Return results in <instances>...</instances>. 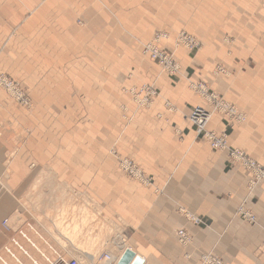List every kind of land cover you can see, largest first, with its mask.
Wrapping results in <instances>:
<instances>
[{
    "label": "crops",
    "instance_id": "obj_1",
    "mask_svg": "<svg viewBox=\"0 0 264 264\" xmlns=\"http://www.w3.org/2000/svg\"><path fill=\"white\" fill-rule=\"evenodd\" d=\"M133 1L140 12L127 11ZM157 1L170 17L160 29L174 38L183 28L202 43L195 55L174 51L186 77L193 70L194 82L202 81L248 116L245 124L228 130L229 146L264 160V90H256L259 81L250 73L233 75L229 69L231 58L209 35L221 30L220 21L214 28L213 20L208 25L200 19L190 28V13H182L190 0H0V71L20 81L34 104L23 111L0 91L5 125L0 132V264H58L64 258L91 264L92 257L106 254L108 239L99 240L91 253L78 247L82 237L72 224L83 211L117 222L129 245L125 250L143 264H199L198 257L207 252L225 264H264V184L248 198L247 173L197 136L187 115L195 106H208L188 80L177 82L151 62L128 79L109 71L112 31L157 29L143 18L144 2ZM175 1L184 2L177 18ZM225 15L238 21L248 16L239 9ZM253 31H264V23ZM218 64L230 76L215 72ZM143 83L158 92L148 110L137 108L126 93ZM164 101L174 112L165 110ZM225 121L213 115L208 129L224 131ZM108 149L134 161L151 184L123 175ZM243 201L257 218L253 226L235 217ZM180 210L208 226L188 222ZM65 229L71 238L62 234ZM178 230L192 237L189 248L177 244ZM96 232L85 238L88 245H94ZM124 251L113 255L114 264Z\"/></svg>",
    "mask_w": 264,
    "mask_h": 264
},
{
    "label": "rangeland",
    "instance_id": "obj_2",
    "mask_svg": "<svg viewBox=\"0 0 264 264\" xmlns=\"http://www.w3.org/2000/svg\"><path fill=\"white\" fill-rule=\"evenodd\" d=\"M144 3L145 4H144L143 12H144V14H147L146 17H143L144 23H146V24L156 23L157 26H159V27L157 29H154L150 33L143 32V31L130 32L128 30H127L128 32L112 31L111 48L108 52V56L110 57V60H111V63L109 65V67H110L109 71L111 73L125 74L123 77L126 76L125 78L128 79V77L130 75L138 74L139 67L143 68L144 66L148 65V63L151 62V63L155 64L162 73L168 75L170 78L176 80L177 82L180 79H182L183 77L186 80H188V87L199 98H201V100H203V98L197 92L199 86L205 87L210 93L213 92L214 95H217L218 97H220L223 101H225L229 105L235 106L234 104L223 99L222 96L217 94L215 91H213L211 89V87L207 86L202 81L198 80L197 82H194L195 80L191 79V74H193V70H191L186 77L183 70L181 69V65H179L180 63L178 62V60L175 59L176 57L174 56V51L179 49V48L186 51L188 53V55H195L198 53L199 50L201 51L202 43L198 39L197 34L191 33V32L190 33L186 32V31H184L185 29L180 28V30L175 33V36H174L175 38H171V35H170L171 33L163 31L164 29H160V28H163L161 26H164V24H165L164 20L165 19L167 20L166 25L170 24V22H169L170 17L169 18L165 17L166 13L161 8V7H163L161 4V1L144 2ZM152 3H153V5H152ZM175 3H176L175 17L177 18V14H179L183 8L182 6L180 7V4L181 3L183 4L184 2L175 1ZM186 3L187 4H185L184 11L182 13H184V12L190 13V17H189V24L191 25L190 28H192V26L197 27L200 19H207L208 25L213 20V23H211V27H214V28L216 26H219V21H220L222 27H220L219 29H221V30L216 35H215V33H211L209 35L213 38V40L218 38L217 39L218 42L220 41L219 45L223 48V51L226 54V57H228V55H229V58H231L232 62L229 64L230 65L229 69L232 70L233 75L236 73L235 71H237L238 73H241V72L250 73L252 76L257 78V80L259 81L257 83V85L254 86L256 88V90L257 89L258 90H264V46L261 43L262 38H264V31H261V33L258 31H255V32L253 31V28H256V30H258V26L262 25L264 23V11H263L264 10V0H251L249 2H247L246 0L244 2H241V1L237 2L234 0H206V1H204V0H190L189 2H186ZM138 4L139 3L138 2L136 3L135 1L127 2V6H128L127 11L128 12H140V9L135 7V5H138ZM130 5H134V6L130 7ZM187 5H188V7H187ZM237 9H239V12H243L244 15L248 14V16H244L242 18L244 21H240V20L238 21L237 18H233L231 20L232 17L226 18L225 14L234 15V13L236 12ZM242 9H243V11H242ZM120 11H123V10H120ZM151 13H154V14H152L154 16L150 17ZM214 15H215V17H214ZM126 19L128 20V22L131 23L132 21L134 22L135 18L127 16ZM138 19H140V18H138ZM185 19H187V17H185ZM222 23H224V24H222ZM77 24L81 25V23L79 21L77 22ZM118 25L119 24H117V26ZM142 26L145 27L147 25L142 24ZM136 27L138 28L139 26H136ZM143 29H145V28H143ZM135 31H136V28H135ZM187 37H188V40H185L184 38H187ZM190 38L198 44V48L189 49V48L185 47V46H188L185 42L189 43V41L191 40ZM170 40H172L171 41V43H172L171 49H170V46L168 45L169 44L168 42ZM150 46H154V47L156 46L157 49H159L162 52H165L166 54L172 56V59L179 66V74H177V77L170 76L165 70H163L158 65V62L153 61L151 53L147 49V47H150ZM100 56H102V54H100ZM104 56H106V54H104ZM99 67L101 68L102 66H99ZM221 68H224L225 72ZM213 70L217 73H220V74L224 73L226 76H230V72L226 70V67L223 64L222 65L220 64L216 68L214 67ZM98 71L102 72L103 70L102 69L99 70V68H98ZM105 71H106V69H105ZM127 75H129V76L127 77ZM189 79H191V80H189ZM143 87L152 88L156 95L154 94V98L152 99V103L150 105L138 106L136 103L137 100L135 99V95H137ZM0 91H1V93H4L11 100V102L16 107H18L19 109H21L23 111H31L33 109L34 104H33L32 98L29 94L28 89L20 81H17V80L10 78L8 75H6L5 73H3L1 71H0ZM126 93L129 95L131 102L134 103L137 108H141L144 110L150 109L152 104H153V100L158 97L157 90L153 86L148 85L146 83H143L137 87L129 88L126 90ZM204 103H206L207 106H209V107H208V109L203 107V106L202 107L210 112L212 110L211 106L206 101H204ZM199 106H201V105H199ZM163 107L168 112H174V110H175L174 106H172L168 101L163 102ZM240 111L246 117V120L243 123V124H245L248 120V116L244 111H242V110H240ZM213 115H219V116L224 117L223 115H221L220 113H217V112H213L212 116ZM212 116H211V118H212ZM187 117H188V115H187ZM122 118L124 121H128L127 117L124 118L122 116ZM1 120L2 119H0V132L5 133V130H4L5 125H4L3 120L2 121ZM225 125H226V122H225ZM10 126H12V124H10ZM111 126H112V128L115 126L114 120L111 121ZM207 130H209L208 125H207ZM224 130H226V134L228 136V130H230V129H225V126H224ZM209 131H213V130H209ZM201 140H203V139H201ZM113 144H114V141L112 142V145ZM110 148H112V147H110ZM209 148H210V146H209ZM109 149L107 151L108 154L110 155V157L113 156L117 161V164L115 165V168L117 170H119L123 175L130 178L131 180L138 182L142 185L146 186V185L151 184V181H152L151 178L147 177L146 175H144L145 178L143 177V179L141 180V178L134 177L133 174L128 175L127 173H125L124 162H121L123 160L130 161V163H132V165H134V169L132 170V172H143V174H145L144 170L140 166H138L134 161H132L131 159H129L127 157L121 156L115 150L110 151ZM219 152H221V151H219ZM257 162H259V161H257ZM262 162H259V163H262ZM248 181H249V178H248ZM260 184H264V181H255L254 184L250 188H249V184L247 183L246 190L248 193V195H247L248 198L253 194L255 188L258 187ZM64 195H65V193H64ZM64 199H66V198L64 197ZM86 199L87 198H85V197L82 198V200H84V201H86ZM244 201H246V200H244ZM244 201L239 205L237 212L235 214V217L238 218L240 221H242V222H244L250 226H253L257 223V218L251 212V210L249 208H247V206H246L247 204ZM180 211H181V214H183V216L185 213V214H188V216H193V218H196L191 213H187L184 210H180ZM245 213L254 217L253 223H250L249 220L245 219V218H247L244 215ZM82 216L83 215H79L78 219H75L74 222H76L77 220H80ZM91 218L93 219V221H91V222L89 221L91 223L89 228H87V225H88V223H87V225H85V228L83 229V231H82V229L80 230L81 234H79V235H80V237H82V239L79 240L78 243H80V244H78V247L85 242V238H88L87 236H92L91 232L93 230L100 232L101 229H104V231H103L104 233H102V235L101 234L98 235V232H96V236L94 237L96 242H95L94 246H96L98 244L99 239L101 240L102 238L103 239L107 238L108 240L106 242V245L109 247L107 250H105L106 253L111 254L112 257H113V255L114 256L120 255L121 250H119V248H118L116 236H122L123 237V233L121 232V230H120L121 228H120V226H118L117 222H115L112 219L107 218L106 220L110 221L111 224L107 223L106 220H101L98 217V215H96V214L93 215ZM73 219H74V217H73ZM200 220L202 221V224H200L198 226H201L204 228L208 226L207 222L204 219L200 218ZM187 221L192 223L189 220H187ZM192 224H194V223H192ZM88 229H89V231H88ZM180 232H183L187 236H189V234L186 233V231H184V230H178L176 233L177 244L181 248L187 249L191 245L190 242L192 241L191 240L192 237L189 236L188 244H183V243L179 242ZM62 233L63 234H65V233L70 234L69 231H67V229L63 230ZM99 236H102V237H99ZM128 246L129 245L127 244L126 248ZM79 248L82 249V246H80ZM82 250L85 251L84 249H82ZM114 250L116 251L115 254H114ZM91 252H92V250H91ZM204 254H201L198 257V263L199 264H209L207 261L204 262V257H206V256L216 258V259L220 260L222 264H225L218 256H216L212 252H207ZM185 257L189 258V255L186 254ZM96 258L97 257H95V259ZM70 259L76 260L78 264H87L89 262V261L87 262L84 258H70ZM64 261L66 262V261H68V259L66 260L64 258ZM88 264H90V263H88ZM95 264H97V263H95ZM149 264H151V263L149 262Z\"/></svg>",
    "mask_w": 264,
    "mask_h": 264
},
{
    "label": "bare ground",
    "instance_id": "obj_3",
    "mask_svg": "<svg viewBox=\"0 0 264 264\" xmlns=\"http://www.w3.org/2000/svg\"><path fill=\"white\" fill-rule=\"evenodd\" d=\"M175 38V37H174ZM185 40H188V37L187 38H184ZM191 39V38H190ZM182 42V41H181ZM185 42V41H184ZM188 46H185V47H187V48H189V49H195V48H198V44L196 43V42H194L192 39L189 41V43L188 42H185ZM183 44V43H182ZM148 45V44H147ZM172 46V45H171ZM144 47V46H143ZM147 49L150 51V53H151V56H152V58L154 57H160L161 58V60H162V63L160 64H158L163 70H165L170 76L171 75H173V77H177V74H179V66H178V64L172 59V56L171 55H168V54H166L165 52H162L161 50H159V49H157V47L155 46H150V47H147ZM171 60H169L167 57ZM165 58H166V60H165ZM180 65V64H179ZM181 69H182V67H181ZM145 87H143L142 89H144ZM147 88V87H146ZM141 89V90H142ZM204 89H206L205 87H203V86H199V88H198V93L200 94V96L203 98V100L204 101H206L210 106H211V108H212V110L209 112V111H207L206 109H204L202 106H195L191 111H190V113L188 114V120H189V122L191 123V116H192V111L194 110V109H202V110H204L206 113H207V116H208V118L209 119H211V116H212V113L213 112H217V113H220L221 115H223L226 119H228V118H230V117H232V118H237L238 119V121L237 122H234L233 124H232V126L233 125H242L244 122H245V120H246V117H245V115L240 111V110H238L235 106H232V105H229L228 103H226L225 101H223L220 97H218L217 95H214V98H211V99H209V98H207V96L202 92ZM140 90V91H141ZM152 92H154L153 91V89L151 88L150 89ZM6 91V90H5ZM8 93V92H7ZM155 94V93H154ZM217 97V98H216ZM154 98V96H149V97H147L146 99H144V100H142V99H139L138 97H137V95H135V99L137 100V105L138 106H142V105H150L151 103H152V99ZM209 107V106H208ZM29 108V107H28ZM210 121V120H209ZM209 123V122H208ZM208 123L206 124V126L203 128V130H205V131H207V132H211V133H214V134H220L221 132H214V131H209V130H207V125H208ZM191 125H192V123H191ZM223 132V131H222ZM196 133H197V131H196ZM198 136V135H197ZM208 145L210 144L208 141H205ZM227 147L228 148H232V147H230L229 146V144H228V136H227V138H226V144H225V148H222V150H217V151H221V152H225L226 153V155H227V158H228V160L230 161V162H232V163H234L236 166H238V167H240L241 169H243L246 173H247V175H248V178H249V181H248V184H249V188L254 184V182L255 181H264V178H261L259 175H257L256 173H254V172H249L247 169H246V167H243L242 165H240L239 163H236V160L235 159H232V158H230L229 156H228V152H227ZM233 149H236V148H233ZM238 151H240V152H242L243 154H245L249 159H251L252 161H254L255 163H257V164H260V165H262L263 163H264V161L262 162V163H259V162H257L256 160H254L253 158H251V157H249L245 152H243V151H241V150H239V149H237ZM143 173V172H142ZM142 173L141 172H133V175H134V177H136V178H141V180L143 179V175H142ZM145 178V177H144ZM36 185V184H35ZM38 185V184H37ZM36 187V186H35ZM93 214V213H92ZM89 211L87 212V211H83V216L81 217V219L80 220H77L76 222H74L75 224H72V225H74L73 226V229H75V231H74V233L75 234H81L80 233V230L82 229V231H83V229L85 228V225H87V223L90 221H93V219L91 218L93 215H92ZM243 214V213H242ZM247 218H245V219H247V220H249V222L250 223H253L254 222V217H252L251 215H249V214H247V213H245L244 214ZM184 216H185V218H186V220H189V221H191L192 223H194L195 225H200V224H202V221L200 220V218H198V217H196V218H193V216H188V214H185L184 213ZM248 217H250V218H253V221L252 220H250ZM89 222V223H90ZM6 223H7V221L6 220H4L3 222H2V225H3V227L4 228H6ZM71 225V226H72ZM104 231V229H101L100 230V232H99V235L101 234L102 235V233H104L103 232ZM70 233V232H69ZM63 234V233H62ZM64 236H66V237H68V238H71V234H67V233H65V234H63ZM179 236H180V240H179V242H181V243H183V244H188V242H189V236H187V235H185L183 232H180V234H179ZM99 237H102V236H99ZM116 239H117V243H118V245H119V247H121L120 248V252H122V251H124L125 250V248H126V246H127V243L124 241V239L121 237V236H116ZM71 240V239H70ZM75 240V239H74ZM73 240V241H74ZM100 240V239H99ZM72 241V240H71ZM95 238H94V245H95ZM116 242V241H115ZM78 243V242H77ZM78 244H80V243H78ZM94 245H92V246H90V245H88V243H87V241H86V239H85V242L82 244V245H80V246H82V249H84L86 252L88 251V253H91V249L94 247ZM79 246V247H80ZM116 246V245H115ZM95 249V248H94ZM130 251V250H129ZM205 255V254H204ZM203 256V255H202ZM73 260V259H72ZM71 261V260H70ZM73 261H75V263L76 264H78L77 263V261L76 260H73ZM91 261H92V263L91 264H95V263H97V264H114V258L112 257V255L111 254H109V253H106V254H102V255H100L98 258H96L95 259V257L93 258L92 257V259H91ZM90 261V262H91ZM205 261H207L209 264H222L221 263V261L220 260H218V259H216V258H213V257H210V256H206V257H204V262ZM58 262H60V261H58ZM68 262V261H67ZM95 262V263H94ZM202 263V262H201ZM143 264V263H142Z\"/></svg>",
    "mask_w": 264,
    "mask_h": 264
},
{
    "label": "built area",
    "instance_id": "obj_4",
    "mask_svg": "<svg viewBox=\"0 0 264 264\" xmlns=\"http://www.w3.org/2000/svg\"><path fill=\"white\" fill-rule=\"evenodd\" d=\"M165 60H166V58H165ZM153 61L158 62V64L162 63V60L160 57H155V58L153 57ZM171 76H173V75H171ZM150 89L151 88H149V87H147V88L145 87L144 89H142L137 94V97L139 99L144 100L149 96H154V92H152ZM202 92L207 96V98H209V99L214 98L213 92L210 93L207 89H204ZM191 114H192L191 123H192V126L195 129V131H197V135L201 139H203L204 141H208L210 143L209 144L210 148L214 151L222 150V148H225L226 138H227L226 130H224L220 134H214L211 132H207V131L203 130V128L206 126V124L210 120L207 116V113L204 110H202V109L200 110L197 108V109H194ZM225 120H226L225 121L226 122L225 129L232 128L233 127L232 124L234 122L238 121L237 118H232V117L225 119ZM226 150L228 152V156L232 159H235L236 163H239L243 167H246V169L249 172H254L257 175H259L261 178H264V163L262 165L255 163L254 161L249 159L245 154L238 151L237 149L227 147ZM121 162H124L125 173H127L128 175L133 174L132 170L134 169V165H132V163H130V161H127V160H123ZM142 175H143V173H142ZM248 218L253 221V218H250V217H248ZM57 263L58 264H76L75 261H73V260L65 262L62 259L60 260V262H57Z\"/></svg>",
    "mask_w": 264,
    "mask_h": 264
},
{
    "label": "water",
    "instance_id": "obj_5",
    "mask_svg": "<svg viewBox=\"0 0 264 264\" xmlns=\"http://www.w3.org/2000/svg\"><path fill=\"white\" fill-rule=\"evenodd\" d=\"M143 260L129 250H125L118 260V264H142Z\"/></svg>",
    "mask_w": 264,
    "mask_h": 264
}]
</instances>
